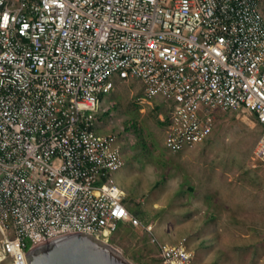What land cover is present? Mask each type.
<instances>
[{
    "label": "built area",
    "instance_id": "2783aa9c",
    "mask_svg": "<svg viewBox=\"0 0 264 264\" xmlns=\"http://www.w3.org/2000/svg\"><path fill=\"white\" fill-rule=\"evenodd\" d=\"M114 80L139 81L140 101L165 108L170 152L208 138L217 110H243L264 161L260 0H0V262L26 264L28 243L69 233L109 243L120 223L148 235L154 264L194 257L185 239L158 238L109 181L122 143L98 107Z\"/></svg>",
    "mask_w": 264,
    "mask_h": 264
},
{
    "label": "rangeland",
    "instance_id": "374dc122",
    "mask_svg": "<svg viewBox=\"0 0 264 264\" xmlns=\"http://www.w3.org/2000/svg\"><path fill=\"white\" fill-rule=\"evenodd\" d=\"M114 84L101 97L99 124L122 143L124 164L109 181L124 190L129 208L161 240L185 239L194 252L188 264H264V161L253 154L260 134L254 118L217 110L199 147L172 153L164 145L161 103L141 102L137 80ZM109 243L130 264L156 260L141 227L120 223Z\"/></svg>",
    "mask_w": 264,
    "mask_h": 264
},
{
    "label": "water",
    "instance_id": "95a60500",
    "mask_svg": "<svg viewBox=\"0 0 264 264\" xmlns=\"http://www.w3.org/2000/svg\"><path fill=\"white\" fill-rule=\"evenodd\" d=\"M26 264H130L110 243L88 233H69L30 247Z\"/></svg>",
    "mask_w": 264,
    "mask_h": 264
},
{
    "label": "snow or ice",
    "instance_id": "6c2138e0",
    "mask_svg": "<svg viewBox=\"0 0 264 264\" xmlns=\"http://www.w3.org/2000/svg\"><path fill=\"white\" fill-rule=\"evenodd\" d=\"M25 27H27V25H25ZM118 215H121V216L124 215V211H123V209L120 210V212L118 213Z\"/></svg>",
    "mask_w": 264,
    "mask_h": 264
},
{
    "label": "trees",
    "instance_id": "16d2710c",
    "mask_svg": "<svg viewBox=\"0 0 264 264\" xmlns=\"http://www.w3.org/2000/svg\"><path fill=\"white\" fill-rule=\"evenodd\" d=\"M163 124H164V123H163ZM135 214L137 215V213H135ZM30 245H31L30 243L27 244V250H29Z\"/></svg>",
    "mask_w": 264,
    "mask_h": 264
},
{
    "label": "crops",
    "instance_id": "0c3cea01",
    "mask_svg": "<svg viewBox=\"0 0 264 264\" xmlns=\"http://www.w3.org/2000/svg\"><path fill=\"white\" fill-rule=\"evenodd\" d=\"M199 145H200V144H197V145L195 146V148L199 147ZM134 213H135V212H134ZM137 215H138V214H137ZM148 224H149V223H148Z\"/></svg>",
    "mask_w": 264,
    "mask_h": 264
},
{
    "label": "flooded vegetation",
    "instance_id": "af4514ba",
    "mask_svg": "<svg viewBox=\"0 0 264 264\" xmlns=\"http://www.w3.org/2000/svg\"><path fill=\"white\" fill-rule=\"evenodd\" d=\"M117 249V248H116ZM120 251V250H119ZM121 252V251H120ZM122 253V252H121Z\"/></svg>",
    "mask_w": 264,
    "mask_h": 264
}]
</instances>
